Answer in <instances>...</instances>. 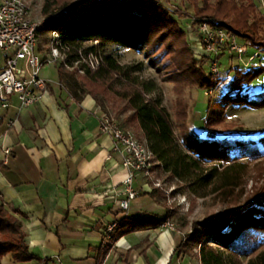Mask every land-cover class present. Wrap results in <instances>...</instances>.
Segmentation results:
<instances>
[{
	"label": "trees",
	"instance_id": "obj_1",
	"mask_svg": "<svg viewBox=\"0 0 264 264\" xmlns=\"http://www.w3.org/2000/svg\"><path fill=\"white\" fill-rule=\"evenodd\" d=\"M189 2L196 18L244 39L256 49L250 55L255 56L252 62L264 52V13L254 0ZM57 7L62 12L46 21L39 33L66 32L64 41L73 47V59H76L74 48H83L85 53L94 51L103 57L96 70H86L81 76L59 64L62 87L77 100L90 94L105 112L110 104L117 116L124 114L121 125L134 129L136 137L147 142L157 166L170 178L178 179L195 197L215 195L226 205L217 215L193 223L192 231L183 233L175 254L189 255L199 260V264H244L243 258L249 259L247 264H264V151L258 141L252 139L199 136L188 125L185 97L191 94L188 88L207 92L226 84L227 90L220 101L210 104V109L218 106L225 111L231 105L263 109L264 91L253 93L251 83L264 72V65H253L248 70L237 67L228 81L219 76L220 71L206 72L201 60L211 65L216 58L220 64L222 57L230 55L232 59L235 54L222 52L214 58L206 52L195 56L186 32L160 0H79L73 3L46 0L43 13L48 14ZM95 40L99 41L98 45L85 46ZM113 45L145 52L150 63L164 72L165 80L172 82L178 93L176 121L164 105L162 88L156 79L139 75L143 63L125 65L112 54H102ZM245 48L244 55L248 53L247 46ZM252 62L244 66L249 67ZM205 125L217 134L222 133L220 128H231L224 113L211 112ZM249 180L255 182L250 191ZM155 190L162 194L158 188ZM170 214L168 209L162 220L124 217L103 250L107 252L112 243L125 234L160 227ZM8 253L17 262L40 259L29 249L22 222L0 204V257Z\"/></svg>",
	"mask_w": 264,
	"mask_h": 264
},
{
	"label": "crops",
	"instance_id": "obj_2",
	"mask_svg": "<svg viewBox=\"0 0 264 264\" xmlns=\"http://www.w3.org/2000/svg\"><path fill=\"white\" fill-rule=\"evenodd\" d=\"M57 80L34 105L18 108L13 97L12 107L0 110V204L22 222L29 249L40 258L17 262L8 253L0 264H199L175 254L183 232L164 226L130 232L103 250L111 223L162 220L171 207L138 176L137 197L121 211L128 170L113 139L100 132L105 111L90 94L74 98L58 70Z\"/></svg>",
	"mask_w": 264,
	"mask_h": 264
},
{
	"label": "built area",
	"instance_id": "obj_3",
	"mask_svg": "<svg viewBox=\"0 0 264 264\" xmlns=\"http://www.w3.org/2000/svg\"><path fill=\"white\" fill-rule=\"evenodd\" d=\"M58 15V11H53L42 21L34 20L28 0L0 2V52L4 58V66L0 69V110L12 107L13 97L19 101L18 108L28 107L40 101L51 85V81L42 75V69L47 64H63L67 68L78 67L80 72L84 73L86 70H96L103 62L101 54L94 51L85 53L83 48H74L76 59H73L71 57L73 47L64 41L66 32L51 31L48 51L39 50L40 27ZM192 24L207 53L214 58L222 52H228L242 59L246 48L237 42L236 37L196 17L192 18ZM98 44V40L88 41L85 46ZM254 57L250 56L245 65L252 62ZM210 69L213 73L220 71V64L216 58L211 62ZM100 132L113 139V149L121 154L123 165L128 170L124 180L127 197L119 201L121 211L127 213L131 201L138 194L133 187L136 177H143L149 183L153 181V186H160L153 175L154 166L158 163L147 142L139 140L132 130L125 129L110 112L103 113ZM116 225L117 222L111 223L107 229L108 233H111ZM161 226L175 229V223L171 221H166Z\"/></svg>",
	"mask_w": 264,
	"mask_h": 264
},
{
	"label": "rangeland",
	"instance_id": "obj_4",
	"mask_svg": "<svg viewBox=\"0 0 264 264\" xmlns=\"http://www.w3.org/2000/svg\"><path fill=\"white\" fill-rule=\"evenodd\" d=\"M32 8V17L34 20L42 21L53 11L61 13L60 8H55L48 14L43 13V7L46 0H28ZM77 2L79 0H71ZM161 3L172 11L175 19L178 21L180 27L186 32L188 43L195 53V56H201L207 51L200 41L199 35L192 26V18L195 17L193 6L189 0H160ZM258 9L264 13V0H254ZM177 11H181L183 15ZM237 42L240 45H245L248 48V53L242 56L240 60L237 55L231 59L230 55H226L220 59V77H225L230 80L234 76V69L239 67L240 69H250L253 65H264V52H260L255 61L251 63L249 67H245L244 63L248 60V57L256 52V49L247 45L248 43L242 39L237 38ZM39 49L42 52H46L49 49L51 43V33H39ZM103 55L112 54L122 64L136 65L143 63V70L138 72L143 78H155L162 88L164 95V105L168 108L172 119L176 121L177 112V99L178 93L175 91L173 83L165 80L164 72L156 65L150 63L148 56L145 52H139L134 49L122 48L116 45L107 48ZM214 57V56H213ZM205 62V63H203ZM206 72H210V63L203 60L200 61ZM58 64H47L42 71L43 76L49 77L53 84L57 85V70ZM69 71H76L79 76L83 75L78 67L67 68ZM227 90L226 84H222L217 90L212 92H205L203 89L188 88L187 91L191 94L185 95L187 98V112H188V125L193 127L196 133L203 138H232L247 140L252 139L258 141L259 147L264 151V108L263 109H251L246 106H229L225 111L222 107H215L210 109V104L218 103L222 95ZM251 91L253 93H260L264 91V72L255 78L251 83ZM187 92V93H188ZM108 112H110L116 120L121 122L124 114L116 115L115 110L109 104ZM225 114L226 121L231 124L229 130H223L220 128L217 134L212 129H207L205 125V119L210 113ZM136 134L135 130L130 128ZM176 135H180L178 128L175 129ZM215 136H214V133ZM261 139V140H260ZM142 141H145L142 139ZM247 161V160H245ZM158 163V162H157ZM158 164L154 166L155 174L154 180L159 181L160 186H153V181L150 184L158 188L166 203L171 207V214L168 221L175 223L174 230H181L183 233H190L193 229V223L204 221L212 216L217 215L221 210L225 208V204L221 202L218 196L210 195L206 198H198L191 194L180 181L176 178H170L167 173L162 170V167H158ZM255 182L249 180L247 185L248 190L253 189ZM264 252V246L262 248ZM193 259V258H192ZM248 258H243L244 264H247Z\"/></svg>",
	"mask_w": 264,
	"mask_h": 264
}]
</instances>
